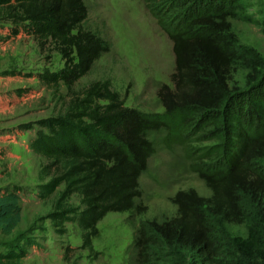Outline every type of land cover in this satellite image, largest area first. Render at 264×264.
<instances>
[{"label": "trees", "instance_id": "16d2710c", "mask_svg": "<svg viewBox=\"0 0 264 264\" xmlns=\"http://www.w3.org/2000/svg\"><path fill=\"white\" fill-rule=\"evenodd\" d=\"M246 8V0H210L174 26L152 11L174 54L173 87L163 84L157 91L162 112L125 106L109 84L94 82L83 96H72L63 113L36 121L30 148L46 160L44 175H51L38 192L42 199L55 196L46 218L58 231L67 222L76 223L79 247L88 255L95 253L97 224L107 213H130L138 207L139 177L154 151L148 132L167 129L179 138L197 114L210 113L211 124L220 130L218 154L212 166L196 171L211 195L178 191L171 198L176 216L136 230V264H155L157 241L192 253L194 264H219L209 218L248 222L247 236L232 240L241 258L236 263L264 264V58L238 39L230 21L251 19ZM87 16L85 0H0V18L10 24L12 35L32 36L41 46L51 41L64 59L57 72L38 74L47 85L61 81L71 88L110 50L109 41L82 27ZM256 21L264 33V14ZM235 65L247 69V88L254 92L236 96L229 84ZM22 190L0 189L3 234H11L20 222ZM74 194L79 197L76 206L68 202ZM243 197L257 205V218L243 209ZM70 250H64L66 261ZM23 256L0 252V263L18 264Z\"/></svg>", "mask_w": 264, "mask_h": 264}, {"label": "rangeland", "instance_id": "374dc122", "mask_svg": "<svg viewBox=\"0 0 264 264\" xmlns=\"http://www.w3.org/2000/svg\"><path fill=\"white\" fill-rule=\"evenodd\" d=\"M207 1L210 0H85L88 16L82 27L102 36L111 47L71 88L61 81L47 85L38 77L42 72L50 74L63 67L64 59L53 42L41 46L27 35L10 40L13 50L20 55L8 62L6 70L18 72L15 75L20 87L9 92L14 100L4 104L5 114L0 117L3 136L0 138V189L23 190L19 200L20 222L11 234L0 231V252L24 253L18 264H136L137 252L133 247L136 230L176 216L177 207L171 198L178 191L194 189L201 196L211 195L196 169L212 166L218 154L220 130L211 124L212 114H197L182 128L179 138L174 139L167 129L150 131L148 138L154 151L147 170L139 177L138 207L130 213H107L97 224L99 233L93 238L95 253L88 255L86 249L79 247L80 229L76 223L67 222L61 227L63 231H58L46 218L55 196L42 199L38 186L48 182L51 175H44L41 170L46 160L30 148L36 121L63 113L69 99L74 95L83 96L84 90L94 82L109 84L125 106L149 113L162 112L164 108L157 91L163 84L173 87L170 76L174 71V54L172 41L152 11L158 12L166 24L174 26ZM246 2V13L251 19H231V29L243 44L264 58V33L256 21L264 14V0ZM4 24L10 26L0 18L2 29ZM4 36L0 33V39ZM246 75L247 69L233 66L229 84L237 97L253 90L247 88ZM260 166L264 169V160ZM68 202L76 206L79 197L74 194ZM242 207L257 218L258 207L247 197H243ZM209 219L212 239L220 251L217 262L237 264L241 258L232 240L247 236L248 222ZM19 234L21 237L17 238ZM157 242L159 246L152 250L155 264H194L192 253ZM67 246L71 247L67 254L69 261L63 257ZM243 263L262 264L259 260Z\"/></svg>", "mask_w": 264, "mask_h": 264}, {"label": "crops", "instance_id": "0c3cea01", "mask_svg": "<svg viewBox=\"0 0 264 264\" xmlns=\"http://www.w3.org/2000/svg\"><path fill=\"white\" fill-rule=\"evenodd\" d=\"M5 28L2 29L0 27V33H3L5 36L3 39H0V117H3L5 114V108L4 104L7 101H12L14 100V97L9 93L13 88H18L20 87L19 79H17L15 74H18V72H14V74L10 71H7L6 65L8 64L9 61H12L15 57L18 58L20 54L18 52H15L10 45V40L13 39L16 36L19 35H25L21 32H19L16 35H12L10 33V28L7 26L8 24H4ZM7 28V29H6ZM26 36V35H25ZM29 36V35H27ZM7 39V40H5ZM14 57V58H13ZM12 59V60H11ZM17 80V81H15ZM16 82V83H15ZM15 85V86H14ZM18 99V97H16ZM13 105L11 106V108ZM11 111V109H10ZM3 136L0 135V138ZM32 140V139H31Z\"/></svg>", "mask_w": 264, "mask_h": 264}]
</instances>
